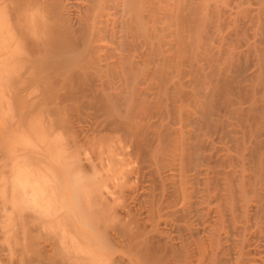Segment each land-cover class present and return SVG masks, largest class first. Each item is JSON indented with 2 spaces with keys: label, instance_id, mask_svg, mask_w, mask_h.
<instances>
[{
  "label": "bare ground",
  "instance_id": "bare-ground-1",
  "mask_svg": "<svg viewBox=\"0 0 264 264\" xmlns=\"http://www.w3.org/2000/svg\"><path fill=\"white\" fill-rule=\"evenodd\" d=\"M0 264H264V0H0Z\"/></svg>",
  "mask_w": 264,
  "mask_h": 264
}]
</instances>
